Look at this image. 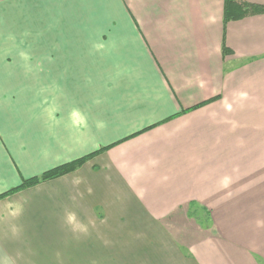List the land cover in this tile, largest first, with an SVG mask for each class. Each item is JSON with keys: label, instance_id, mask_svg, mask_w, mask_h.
I'll list each match as a JSON object with an SVG mask.
<instances>
[{"label": "crops", "instance_id": "crops-1", "mask_svg": "<svg viewBox=\"0 0 264 264\" xmlns=\"http://www.w3.org/2000/svg\"><path fill=\"white\" fill-rule=\"evenodd\" d=\"M224 3L0 0V195L97 153L0 198V264H264V14Z\"/></svg>", "mask_w": 264, "mask_h": 264}, {"label": "trees", "instance_id": "trees-1", "mask_svg": "<svg viewBox=\"0 0 264 264\" xmlns=\"http://www.w3.org/2000/svg\"><path fill=\"white\" fill-rule=\"evenodd\" d=\"M260 14H264V5L263 4L252 3V2H248V1H244V0H225V3H224V22L225 23H228V22L233 21V20H241V19L249 17V16L260 15ZM229 51H230L229 49L224 47L225 53H228ZM212 100H214V99H212ZM211 101H209V102H211ZM203 104L205 105L206 103H203ZM203 104L198 105L195 108L203 106ZM114 145L115 144L109 145V146L103 148L102 150L103 151L107 150ZM94 154H97V153H94ZM94 154L76 159V160L68 162V163H64V164L59 165L57 167H54V168L46 171L45 173H43L40 176H34V177L29 178V179H24L23 182L19 186L14 187L10 191H7V192L1 194L0 198H3L5 196H8L10 194H13L15 192H18V191H21V190H24L27 188L34 187V186L42 183L43 181L55 179L57 177L68 174V173L76 170L81 165H83Z\"/></svg>", "mask_w": 264, "mask_h": 264}, {"label": "rangeland", "instance_id": "rangeland-1", "mask_svg": "<svg viewBox=\"0 0 264 264\" xmlns=\"http://www.w3.org/2000/svg\"><path fill=\"white\" fill-rule=\"evenodd\" d=\"M11 54H13V52L11 53V45L4 44V46H3L0 43V91L1 92L7 91V88L9 86H11V84L6 83L8 81V79L11 78ZM86 156H88V155H86ZM83 157H85V156H83ZM259 202H260V197H257V201L255 204H258ZM196 207H199V209ZM190 211H191L192 216L195 219H197V222L200 223V221H201L205 225L212 224V221H214V219H215V213H213L209 209H205V211H204V208L202 207V205L198 204V202L193 203V206H191ZM243 215H246V216L249 215L250 218L256 220L255 215H257V214L254 211L239 212V213H237V218L239 221ZM229 217H232V216L229 215ZM241 222H242V220H241ZM240 225H241L242 230H246V226H245L246 224L245 223H244V225L243 224H240ZM169 230L174 231V229H169ZM245 245L249 246V242H248L247 238L245 239ZM255 256H256V259H263L257 255H255ZM260 264H263V262L261 261Z\"/></svg>", "mask_w": 264, "mask_h": 264}, {"label": "clouds", "instance_id": "clouds-1", "mask_svg": "<svg viewBox=\"0 0 264 264\" xmlns=\"http://www.w3.org/2000/svg\"><path fill=\"white\" fill-rule=\"evenodd\" d=\"M24 55V54H22ZM25 59H27V56H24ZM71 120H72V124L79 128V127H87V121H86V117L79 111V110H74L71 113ZM98 128H104L105 124L104 122H98L97 124ZM83 182L82 178L77 177L73 183L75 185H79ZM89 192L91 193V189H89ZM10 207H12L10 205ZM19 212H14L13 215H19ZM65 223L72 229V231L74 232H82V233H87L88 232V228L86 225L83 224V222H81L78 219V216L75 212L72 211H68L66 213L65 216ZM5 264H10V258H5Z\"/></svg>", "mask_w": 264, "mask_h": 264}]
</instances>
